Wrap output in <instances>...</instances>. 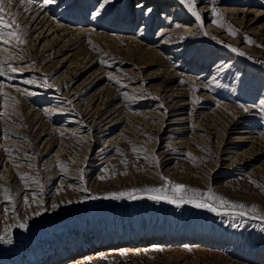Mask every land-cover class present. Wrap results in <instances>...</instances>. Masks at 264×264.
<instances>
[{"label":"rangeland","instance_id":"obj_1","mask_svg":"<svg viewBox=\"0 0 264 264\" xmlns=\"http://www.w3.org/2000/svg\"><path fill=\"white\" fill-rule=\"evenodd\" d=\"M149 1L0 0V264H264V0Z\"/></svg>","mask_w":264,"mask_h":264},{"label":"snow or ice","instance_id":"obj_2","mask_svg":"<svg viewBox=\"0 0 264 264\" xmlns=\"http://www.w3.org/2000/svg\"><path fill=\"white\" fill-rule=\"evenodd\" d=\"M53 2H54V0H47V3H53ZM106 2H107V0H105V3ZM180 2L187 8V10L195 17L196 20H198V21L201 20L200 14L196 10V0H180ZM14 23H15L14 21H11V22L5 21V19H4V9H3L2 6H0V26H3L4 28H10V27H12V25ZM17 28H18V26H17ZM230 34L234 35L235 33L230 30ZM4 35H5L4 33H0V37H3ZM6 35H7V37H9L11 39H14L17 42H21L20 41V36L17 34V32L15 30L8 32ZM3 42L4 43H9V40L8 39H4ZM232 50L236 51V49H232ZM239 54L243 55V53H239ZM13 70H15V69H13ZM0 74H3V69L2 68H0ZM172 189H173V191L175 193H183V192L186 191L185 186L182 185V184H173L172 185ZM147 191L154 192V193H159V192L162 191V189H148ZM197 195H199V193H197ZM124 197L132 198V199L139 198V197H137L134 194V192H129V193H123L122 192V193H112V194H110L108 196H105L104 199L119 200V199L124 198ZM93 198L95 199L96 197H93ZM149 198L150 199H156V200L163 198L168 203H176V201H174L173 199L168 198L167 196L160 197L158 195H155V196H150ZM180 198H181V200H183L186 203H192L194 207H198V208L207 207L209 211H213L214 210V208L211 205L205 204V203L196 202L194 198L185 199L183 196H181ZM209 199H214V200L218 201L219 204L222 205V206H228V207L240 208V209H243L245 207V205H243V204H232L230 201H227L224 198L219 197V196L210 195ZM176 206L179 207L180 203H176ZM53 207H55V205ZM253 211H256V209L253 208ZM240 214L243 215L244 213L241 212Z\"/></svg>","mask_w":264,"mask_h":264},{"label":"bare ground","instance_id":"obj_3","mask_svg":"<svg viewBox=\"0 0 264 264\" xmlns=\"http://www.w3.org/2000/svg\"><path fill=\"white\" fill-rule=\"evenodd\" d=\"M146 0H141V2L142 3H144ZM179 2H180V0H178ZM148 3H153L154 4V2L153 1H149ZM124 17H125V15H123ZM215 44V43H214ZM217 46V45H216ZM229 49H236V51H233V52H235V56L237 57V58H240L242 61H245L246 62V57H245V53H244V48L242 49V50H239V48H236V47H231V48H229ZM239 53H243V55H241V54H239ZM253 69V68H252ZM252 69L250 70V71H252ZM263 70V72H264V63H262V65L260 66V67H255V71L256 72H260V71H262Z\"/></svg>","mask_w":264,"mask_h":264}]
</instances>
